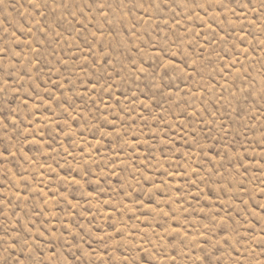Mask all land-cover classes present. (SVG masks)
<instances>
[{
  "label": "rangeland",
  "instance_id": "1",
  "mask_svg": "<svg viewBox=\"0 0 264 264\" xmlns=\"http://www.w3.org/2000/svg\"><path fill=\"white\" fill-rule=\"evenodd\" d=\"M0 264H264V0H0Z\"/></svg>",
  "mask_w": 264,
  "mask_h": 264
}]
</instances>
